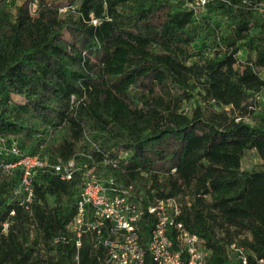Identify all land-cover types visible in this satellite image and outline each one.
I'll use <instances>...</instances> for the list:
<instances>
[{
  "label": "trees",
  "instance_id": "16d2710c",
  "mask_svg": "<svg viewBox=\"0 0 264 264\" xmlns=\"http://www.w3.org/2000/svg\"><path fill=\"white\" fill-rule=\"evenodd\" d=\"M259 1L214 0L196 17L184 0H40L36 15L0 0V264H70L75 243L53 239L83 185L82 171H39L27 209L20 167L3 165L13 140L58 161L95 141L119 158L117 180L151 197L189 192L180 219L212 247L209 264L235 239L264 252V112L224 108L245 114L263 83ZM250 149L261 163L243 168ZM80 252L99 264L105 248L86 239Z\"/></svg>",
  "mask_w": 264,
  "mask_h": 264
},
{
  "label": "built area",
  "instance_id": "2783aa9c",
  "mask_svg": "<svg viewBox=\"0 0 264 264\" xmlns=\"http://www.w3.org/2000/svg\"><path fill=\"white\" fill-rule=\"evenodd\" d=\"M184 1L185 6L200 17L209 2L214 0ZM39 2L4 0L14 12L18 5L26 3L31 15L37 14ZM254 7L264 20V0L255 3ZM93 22L99 20L94 18ZM243 60L240 55L239 61ZM257 73L263 83L252 91L248 111L241 114L232 105L224 106L233 111L236 120L250 119L264 112V66L259 67ZM71 100H75V95ZM91 142L96 153L81 147L68 160L58 161L40 152L24 151L13 140L9 145L12 158L3 163L7 168L20 167V177L13 191L19 203L27 209L34 199V179L39 171L51 169L65 180L72 179L78 171L83 172V185L76 197V214L66 229L60 230L53 239L55 243H75L76 251L70 264H87L82 261L80 252L86 239L91 240L93 246L105 248L99 264H146L147 253L153 264H209L212 247L206 238L188 229L180 219L184 209L192 205L191 194L147 196L140 184L117 180L113 169L118 167L119 158L102 150L95 141ZM8 226L9 220H5L3 231H7ZM225 254L223 264H264V252L258 254L239 239L226 244Z\"/></svg>",
  "mask_w": 264,
  "mask_h": 264
},
{
  "label": "rangeland",
  "instance_id": "374dc122",
  "mask_svg": "<svg viewBox=\"0 0 264 264\" xmlns=\"http://www.w3.org/2000/svg\"><path fill=\"white\" fill-rule=\"evenodd\" d=\"M240 55L242 57H245L246 51L244 49H242L240 52ZM58 133H60V132H58ZM260 163H261V158L259 157V155L255 149L248 150L242 159V167L247 168V169L253 168Z\"/></svg>",
  "mask_w": 264,
  "mask_h": 264
}]
</instances>
